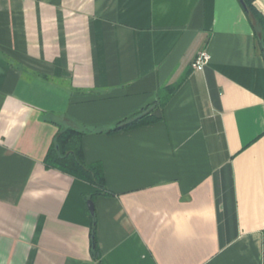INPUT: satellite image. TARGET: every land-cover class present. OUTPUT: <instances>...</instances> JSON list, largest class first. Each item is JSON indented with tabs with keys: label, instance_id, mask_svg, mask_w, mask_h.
<instances>
[{
	"label": "crops",
	"instance_id": "crops-1",
	"mask_svg": "<svg viewBox=\"0 0 264 264\" xmlns=\"http://www.w3.org/2000/svg\"><path fill=\"white\" fill-rule=\"evenodd\" d=\"M59 126L103 167L93 213L44 165ZM0 264H264V57L239 0H0Z\"/></svg>",
	"mask_w": 264,
	"mask_h": 264
},
{
	"label": "trees",
	"instance_id": "trees-1",
	"mask_svg": "<svg viewBox=\"0 0 264 264\" xmlns=\"http://www.w3.org/2000/svg\"><path fill=\"white\" fill-rule=\"evenodd\" d=\"M247 10L246 15L254 30L257 46L264 57V16L254 5V0H243ZM152 111H144L132 118L123 120L109 131L108 134L132 130L159 121ZM86 131L59 126L52 145L44 160L47 169H55L78 180L88 183L95 190L89 196L93 201L98 196H108L104 170L100 163H88L84 157L82 139ZM91 253L95 260H100L99 247L95 236V226L91 232Z\"/></svg>",
	"mask_w": 264,
	"mask_h": 264
},
{
	"label": "built area",
	"instance_id": "built-area-1",
	"mask_svg": "<svg viewBox=\"0 0 264 264\" xmlns=\"http://www.w3.org/2000/svg\"><path fill=\"white\" fill-rule=\"evenodd\" d=\"M211 60V56L208 52L203 51L198 54L196 59L192 63V69L195 71L203 70Z\"/></svg>",
	"mask_w": 264,
	"mask_h": 264
},
{
	"label": "water",
	"instance_id": "water-1",
	"mask_svg": "<svg viewBox=\"0 0 264 264\" xmlns=\"http://www.w3.org/2000/svg\"><path fill=\"white\" fill-rule=\"evenodd\" d=\"M240 1V3H241V5H242V7L244 8V10L246 11L247 10V7H246V5H245V3L243 2V0H239ZM88 207H89V209H90V211L93 213V203H92V201H89L88 202Z\"/></svg>",
	"mask_w": 264,
	"mask_h": 264
}]
</instances>
